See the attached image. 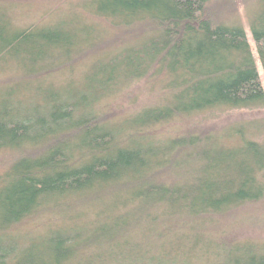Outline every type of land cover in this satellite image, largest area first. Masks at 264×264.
Returning a JSON list of instances; mask_svg holds the SVG:
<instances>
[{"label":"trees","instance_id":"obj_1","mask_svg":"<svg viewBox=\"0 0 264 264\" xmlns=\"http://www.w3.org/2000/svg\"><path fill=\"white\" fill-rule=\"evenodd\" d=\"M0 1V72L27 62L34 78L0 79V264H264V238L235 233L258 225L264 204V125L155 132L264 107L242 24L224 19L222 1L88 0L115 30L105 38L83 17L77 31L20 27ZM255 4L248 30L264 74V0ZM92 30L116 45L75 73ZM144 78L154 103L105 119L101 102ZM44 212L58 223L18 231Z\"/></svg>","mask_w":264,"mask_h":264},{"label":"rangeland","instance_id":"obj_2","mask_svg":"<svg viewBox=\"0 0 264 264\" xmlns=\"http://www.w3.org/2000/svg\"><path fill=\"white\" fill-rule=\"evenodd\" d=\"M5 6L10 8L14 24L22 26L35 25L38 30L45 27L55 26L62 24L65 28L77 31L75 24L77 17H83L84 21L93 23L96 30L102 33L103 37L114 35L115 30L111 29L107 23L98 18L91 17L86 10L85 6L88 5V0H2ZM224 3L223 9L219 10L224 16V19L229 21L241 22L246 40L250 46L253 58L255 60L256 68L259 75V81L264 91V74L256 56L255 44L251 38L248 30V17L255 9V0H220ZM217 1L214 10H218L219 2ZM1 2V1H0ZM221 3V2H220ZM1 4V3H0ZM218 7V8H217ZM35 30V31H38ZM85 31V30H84ZM92 38H87L88 44L84 46L85 55L82 58L88 57L85 61L78 63L80 59H76L75 63L77 69L75 73H81L86 64L90 62L92 57L90 53L97 55H105V52H111L112 48L116 45V39L109 43L113 38H108L101 41L100 34L92 30ZM116 36V35H115ZM114 36V37H115ZM109 43V44H108ZM97 54V55H96ZM92 55V54H91ZM30 63H23L19 69L12 68V64L5 68L7 73L1 70L0 79H16V80H30L32 76L26 77L30 68ZM46 73L44 71L43 75ZM56 76V75H55ZM55 76L50 80H56ZM158 95L157 89L148 81L147 78L137 80L129 84L119 93L107 99H104L98 106V109L103 112L105 119L110 121L120 120L124 116L131 115L142 107L152 105ZM23 103L26 101L22 100ZM264 125V107L259 109H235L227 111H214L209 113H200L189 118H180L172 120L163 125L155 127V132L165 136H177L186 132L199 133L201 131H212L220 133L229 128H242L249 127L254 123ZM119 142H124L120 141ZM5 154H0V170L2 169V161L6 159ZM253 212L256 214V226H241L236 229L239 236L245 235L253 238H264V204L258 205ZM58 218L48 212L35 214L29 217L25 223H19L17 228L20 232H38L43 231L48 226H53L54 222L58 223ZM52 224V225H49ZM231 223L226 221L222 224V228H226Z\"/></svg>","mask_w":264,"mask_h":264}]
</instances>
